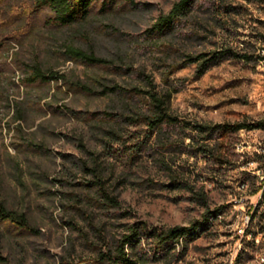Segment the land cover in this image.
Wrapping results in <instances>:
<instances>
[{
	"label": "rangeland",
	"instance_id": "obj_1",
	"mask_svg": "<svg viewBox=\"0 0 264 264\" xmlns=\"http://www.w3.org/2000/svg\"><path fill=\"white\" fill-rule=\"evenodd\" d=\"M131 1H97L61 27L33 0H0V201L31 225L0 219L4 257L115 264L135 223L198 224L168 246L127 245L122 264H264V127L209 141L191 128L264 123V0H196L163 35L148 30L179 0ZM66 45L112 64L70 59ZM220 51L204 74L188 61ZM35 66L65 80L30 83ZM142 74L171 94L179 124L150 131Z\"/></svg>",
	"mask_w": 264,
	"mask_h": 264
},
{
	"label": "trees",
	"instance_id": "obj_2",
	"mask_svg": "<svg viewBox=\"0 0 264 264\" xmlns=\"http://www.w3.org/2000/svg\"><path fill=\"white\" fill-rule=\"evenodd\" d=\"M100 0H33V6L35 11H40L48 9L52 12V23L56 26L69 27L78 22L85 20L94 3ZM107 1V0H103ZM115 1V0H112ZM123 2L134 4L131 0H122ZM196 0H179L176 2L171 10L165 15L161 16L154 26L148 30L151 35H163L174 28L176 21L186 16L193 8ZM65 55L73 60H78L86 64L91 65H110L112 62L108 59L102 58L94 54L93 52L86 51L84 49L66 45ZM226 55V51H220L214 53V55H199L196 57L189 58L190 63L199 64V74H204L209 66L218 61L220 58ZM242 59H249L247 55L237 56ZM144 84V89L140 90L134 88L135 91L138 89V93H143L149 100L148 115L145 119L146 125L150 131H158L161 127L165 125H177L180 123L178 117L174 116L170 110V93L162 94L154 82V80L142 74L139 76ZM62 76H58L57 73L49 72L45 73L43 70L37 66L32 68V72L29 76V82L34 83L37 81L47 82V81H59ZM65 80V79H64ZM79 88L85 89V87L80 86ZM116 88H112L115 91ZM143 91V92H140ZM105 90L104 93H107ZM137 94V93H136ZM264 127V123H237V124H223L219 126H203L195 124L191 126L193 131H196L199 135H203V141L212 140L216 134L217 129L221 131H231L237 132L241 130H257ZM190 141H194L195 137L189 135ZM116 204L115 201L111 200ZM0 219L4 221H9L10 223L16 225L18 228L23 230H31V225L29 220L24 216L20 215L14 211L9 210L3 202L0 201ZM209 221V217L205 218V225ZM201 225L193 224L191 226H175L167 230H157L150 228L146 223H135L129 228L128 234H125L121 240L120 246L117 248L116 256L108 257V260H113L115 264H122L130 262L128 253L126 252V246H133L135 242H141V240L149 241L150 237H153L157 241L158 247L168 246L169 244H174L179 242L181 238L192 236ZM107 260V257L103 258ZM0 264H8L7 259L4 257L0 248Z\"/></svg>",
	"mask_w": 264,
	"mask_h": 264
}]
</instances>
